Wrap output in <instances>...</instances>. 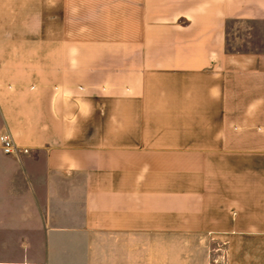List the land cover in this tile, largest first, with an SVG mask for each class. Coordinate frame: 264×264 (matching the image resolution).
Here are the masks:
<instances>
[{
    "label": "crops",
    "instance_id": "1",
    "mask_svg": "<svg viewBox=\"0 0 264 264\" xmlns=\"http://www.w3.org/2000/svg\"><path fill=\"white\" fill-rule=\"evenodd\" d=\"M216 255L264 264V0H0V264Z\"/></svg>",
    "mask_w": 264,
    "mask_h": 264
},
{
    "label": "rangeland",
    "instance_id": "2",
    "mask_svg": "<svg viewBox=\"0 0 264 264\" xmlns=\"http://www.w3.org/2000/svg\"><path fill=\"white\" fill-rule=\"evenodd\" d=\"M246 24L242 25L240 23L234 22L232 26L229 28V36H228V47L231 50H238V49H248L252 47L254 44H250L247 42V30ZM214 249H212V252ZM220 252V251H219ZM220 259L218 255L216 257L212 256V262L215 264V259Z\"/></svg>",
    "mask_w": 264,
    "mask_h": 264
},
{
    "label": "built area",
    "instance_id": "3",
    "mask_svg": "<svg viewBox=\"0 0 264 264\" xmlns=\"http://www.w3.org/2000/svg\"><path fill=\"white\" fill-rule=\"evenodd\" d=\"M1 141L6 153H12L17 156H21L23 153L29 152L28 148L20 146L9 133L3 134L1 136Z\"/></svg>",
    "mask_w": 264,
    "mask_h": 264
}]
</instances>
